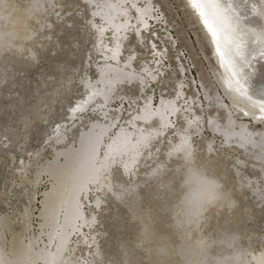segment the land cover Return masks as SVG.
Here are the masks:
<instances>
[{
    "label": "bare ground",
    "instance_id": "1",
    "mask_svg": "<svg viewBox=\"0 0 264 264\" xmlns=\"http://www.w3.org/2000/svg\"><path fill=\"white\" fill-rule=\"evenodd\" d=\"M183 1L186 2V0ZM81 2L83 3L84 0H81ZM153 2L155 8L159 7L158 2ZM52 4L53 0H27L26 6L22 9L17 7L18 10L15 11L13 2L0 0V54L9 51L11 54L19 55L25 47L29 48L31 39L36 34L37 29L43 27L42 23H38L39 25L36 26L35 30L31 27L30 19H41L42 14H45L44 9L51 7ZM13 11L15 12L13 13ZM187 13L190 19L197 23L205 39H208L210 43L211 55H213L217 66L221 70V73L218 72L215 76L219 83L217 87L223 92L230 107L219 92L217 93L216 89L209 92L210 90H207L202 82L200 83L205 104H202L201 99H199L198 90L195 94L191 91L195 90V84L197 83L193 84L191 82V74H189V82L186 79L185 72L187 69L181 62L182 60L185 62V58H183L185 50L175 55L172 53L175 51V42H177V40L175 42L172 40L170 33V30L176 32L174 18L172 17L171 21L168 19L163 21V16H165L163 11L157 12L158 19L151 21L153 34L149 36L148 32H145V35L149 36L147 45H138L137 37L134 35H130L129 40L125 43L127 49H136V54L139 56L138 68H147L157 74V79L152 81L147 94L151 96L157 92L156 103L159 105L162 95L165 99H170L174 98L176 91H180L181 95L187 97L188 100L187 114L182 112L179 117L173 116L171 124H165L159 116H147L143 109L138 115L136 105H130L125 112L122 109L125 106L118 103V107L109 104L106 110L97 111H94L97 105H92L88 111L75 114L71 111V108L75 106L69 107L70 110L67 116L70 118H67L68 121L63 122V124L59 123L54 126L51 134L53 135V143L56 145L61 144L63 147L58 150V146H51L55 156L53 161L36 172L32 181V185L37 184L43 174L51 182L50 188L43 192L42 201L40 202L42 210L38 213L40 222L37 230L39 231L35 233L36 235L33 234L28 237L19 250L14 248L6 250L0 236V264H88L85 256L92 253V251H88V248L91 245H96L97 242V236L95 235L97 231H91L97 222L94 210L103 211L102 208L105 204L103 196L113 198V201H119L125 193L127 196H131V199H129L133 202V190L141 181L138 179L137 183L133 185L130 183V187H125L124 182L119 183L113 178L114 172L119 173L118 175L121 174V178L124 175L130 176L131 174L135 176L137 174L135 173L136 169L150 166L147 170H139L138 172V174L144 176L143 181H145L153 178L151 174L154 170L156 173L157 168H165L166 162L170 160L171 162H169L172 163L173 159L177 160V162H173L174 166L171 165L173 169H175L174 167L182 168V179L179 180L182 192L174 206L172 216V228L181 237V242L174 252L179 263L264 264V246L256 252L235 247L234 236L225 234V232L223 236L226 239L220 237L218 240L224 243L222 248H231V250L217 257L208 254L210 242L205 241L204 236L198 237L199 235H196L192 237L191 241L187 240L191 237L193 231L198 229L203 219L210 217L212 213L220 214V210H225V208L230 209L235 202V199L231 197L232 195L229 196L230 191L226 189L227 186L220 179V176L224 177L225 175L223 176L221 173L217 176L206 173L208 171L207 166H205L208 161L206 158L210 160L213 156L219 155L217 153L225 155L226 151L221 150L222 148L237 151L238 155L234 158L235 163L241 166L248 164L252 168V176L244 175L242 170L237 167H234L233 174L236 178L238 177L236 180H238L239 186H243L254 196V198L252 196L255 200L254 205L257 207L263 206L264 146L259 142V138L264 135V124L258 123L255 119L244 117L241 112V109H248L256 111L258 114V108L253 109L252 105L258 104L261 95H264V59L260 58L262 46L256 36L250 33L243 35L249 28H256L260 21L258 18H253L256 20V24L243 23L240 26H236L234 22L229 24L230 29L238 27L237 31L218 30L217 40L221 52L224 53L222 60L220 55L217 54L216 43L213 42L208 29L204 27L199 17L191 9ZM209 22L213 24L214 28H220L219 21H213L210 17ZM93 38L94 52L89 55V59L91 58L93 62L92 66L95 67L97 76L91 82L98 88L104 89L107 79L117 75L120 69L123 68V63L119 67L116 66L115 62L105 65L106 73L103 74L102 78L98 66L104 64L105 58L96 51V40L95 37ZM242 40L246 42V50L251 53L247 57V61H250V63L247 61L241 62L238 57L234 56L236 45ZM153 42L156 45L155 49L152 47ZM157 43H159V46ZM137 47H144L148 52L144 50V53L138 54ZM31 51H29L30 55L33 52ZM146 53H149L150 56H147ZM124 55L126 58L128 55L127 50ZM179 56H181V60ZM171 59L176 62L173 65L174 69L169 68V64H167V62H171ZM234 60L235 63H233ZM169 70H171L172 76L168 74ZM98 81L99 84H97ZM169 82L172 84L169 85ZM217 82L213 80V84L216 83L217 85ZM181 84L183 85L182 89L180 88ZM189 84H191V87ZM229 84H231V87H229ZM217 87L215 86V88ZM129 88L130 86L124 85L115 98L116 101L120 97H124L126 104L131 95ZM86 96L87 92L81 99L86 98ZM98 99L100 103H103L102 98ZM181 102L183 103V101ZM142 105L143 101L141 100L140 106L142 107ZM205 106H207L206 118L204 117ZM103 111L110 113L107 119L104 118ZM219 111H222L224 119L218 116L220 115ZM121 117H123V124H120ZM189 117H198L199 124H189ZM218 117L223 120L219 121ZM208 119L222 125L227 124L228 120L231 119L233 123L231 133L225 134L223 130L209 128L206 124ZM70 122L71 124L68 125ZM251 124L260 127L258 129H256V126L252 128ZM76 126H78L76 141L72 142L69 140V136L73 135L72 131ZM207 130L212 135L211 137H206ZM242 132L253 134L256 142H246L241 136ZM215 137L222 140L219 146H214L216 143ZM197 138L202 141H200V144H205V154L200 158L198 157L199 160L194 163V154L200 149L198 148L196 151L195 142H197ZM218 149H220L219 152H217ZM207 153H212L213 156L211 157V154ZM198 154H203V152ZM159 155L163 156L159 157ZM195 156L197 157V155ZM225 156L229 157L230 155L227 153ZM157 157L159 160H157ZM175 172L177 173V171ZM122 174L124 175L122 176ZM157 174L161 175L158 172ZM155 180H157V177H155ZM116 186L117 188L122 186L124 191H116ZM90 198L93 199L90 200ZM254 205L253 207H255ZM86 208L88 214L85 211ZM139 214L137 213L135 216L139 217ZM246 216L248 219L252 217L248 213ZM24 218H28V214ZM147 220L149 222V219ZM145 225L147 226V224ZM145 225L142 227H146ZM28 228H30L29 223L25 221L24 231ZM143 228L141 229L143 230ZM146 229L148 230V227ZM146 229L144 228V230ZM81 251H84L83 255H79ZM169 253L167 247L162 243L154 251L155 256L161 262ZM96 254L98 255V253ZM74 258H77V260Z\"/></svg>",
    "mask_w": 264,
    "mask_h": 264
},
{
    "label": "rangeland",
    "instance_id": "2",
    "mask_svg": "<svg viewBox=\"0 0 264 264\" xmlns=\"http://www.w3.org/2000/svg\"><path fill=\"white\" fill-rule=\"evenodd\" d=\"M10 1L13 2V5L16 3L15 11L18 10L17 7L22 9L27 4V0ZM153 1L159 4V7L156 8L157 12L163 11L165 15L163 21L174 18L176 32L170 30V33L172 40L174 42L177 40V42H175V51L172 53L175 55L185 50V54H183L185 62L183 60L181 62L187 69L186 79L189 82V74H191V82L197 83L195 90L191 91L195 94L198 90L199 99L202 104H205L200 83L202 82L207 90H210L209 92L216 89L230 107L223 92L217 87L219 83L215 76L218 72L221 73V70L211 55L210 43L208 39H205L197 23L191 20L185 11L184 1ZM76 2L77 0H53L51 7L44 9L45 14H42L41 19H30L31 27L35 30L38 23H42L43 27L37 29L29 48L25 47L19 55L11 54L9 51L0 54V236L6 250L9 248L19 250L28 237L39 231L37 230L40 222L38 213L42 210L40 202L43 192L50 188L51 182L43 174L37 184L32 185V181L36 172L53 161L55 156L51 146H58V150L63 147L61 144L53 143L52 128L59 123L63 124L68 121L67 118H70L67 116L69 107L75 106V103L84 97L86 91L81 86V78L88 76L89 79L95 80L97 76L95 67L92 66L93 62L91 61L90 65L87 64L90 60L89 55L94 52V38L90 37L78 25L71 29L67 28V25L72 23V19L78 18V16L69 18L70 13L76 12L74 6ZM78 2L81 5L84 3L81 0ZM157 45L159 46V43ZM30 50L33 51H31L32 55L29 53ZM137 50L138 54L144 53V50L148 52L144 47H137ZM146 55L150 56L149 53ZM179 58L181 60V56ZM82 63L83 68L81 67ZM167 64H169V68L174 69L173 65L176 62L171 59V62H167ZM171 64L172 66H170ZM137 66H139V62H137ZM89 67L90 75L86 73ZM171 73L169 70L170 76H172ZM213 80L217 82V85L213 84ZM171 84L169 82V85ZM189 85L191 87V84ZM157 97L156 92V101ZM117 105L116 107H118ZM122 109L125 112L129 107ZM204 111H206L204 112L206 118L207 106ZM219 112L218 116L224 119L222 111ZM220 117L218 119L222 121L223 119ZM120 119H122L120 124H123V117ZM70 124L71 122L68 123V125ZM78 126L73 129V135L69 136V140L72 142L76 141ZM250 126L252 128L256 126V129L260 127L254 126V124ZM38 129H40L39 133ZM205 135L206 137L212 136L208 130ZM200 141L198 139L195 142L196 151L198 148L200 149L194 154V163L205 154V144H200L202 142ZM220 141L222 140L219 137H215L214 146H219ZM221 150L226 151L230 156L226 157V152L225 155L217 153L219 155L216 156L207 153L213 157L210 160L206 158L209 161L205 164L208 168L206 173L217 176L221 173L223 176L225 175L224 177L220 176V179L227 186L225 188L230 191L229 196L232 195L235 202L230 209L225 208L226 211L220 210V214L212 213L210 217L203 219L198 229L193 231L187 240L191 241L192 237L196 235L204 236L205 241L210 242L208 254L217 257L231 250V248H222L224 243L218 240L220 237L226 239L223 236L225 232V234L234 236L235 247L252 250V252L259 251L264 246V203L261 207L255 206L254 196L248 192L249 190L239 186L238 180H236L238 177L236 178L233 174L234 167H237L242 170L244 175L252 176V168L247 163L245 166L235 163L234 158L238 155L237 151L224 148ZM201 152L203 154H198ZM209 155L207 156L209 157ZM161 156L163 155H159V157ZM240 156L242 155L240 154ZM157 160H159L158 157ZM169 161L166 162L165 168L156 169L161 174L160 176L154 170L151 174L153 178L145 181H143L144 176L138 172L139 170L145 171L150 166L136 169L135 176L122 174L124 180L121 178V174L118 175L119 173L114 172L113 178L119 183L124 182L125 187L130 183L131 185L137 183L138 179L141 181L133 190L132 197L135 202H132L131 196H127L125 193L119 201H113V198L103 196L105 200L103 211L94 210L97 222L91 231H97L95 233L97 242L96 245H91L88 248V251H92L90 255L85 256L88 264H180L174 252L181 242V237L172 228V216L174 206L182 192V187L179 186V180L182 179V168L174 167L175 169H173V162H177V160L173 159L172 163ZM154 176L157 177V180ZM122 186L121 188L116 186L115 190L123 192ZM92 199L90 198V200ZM85 211L88 214L87 208ZM137 213H140L139 217L135 216ZM245 213L252 217L248 219ZM26 214H28V218H24ZM146 218L149 219V222ZM25 221H28L30 226L26 231H24ZM144 222L147 226L143 224ZM143 225L146 226L145 229L148 227V230H144ZM197 230L199 231L197 232ZM142 231H146L145 235ZM158 236L159 238H157ZM43 239L46 240L45 237ZM160 243L166 246L170 252L167 256L165 255L162 262L154 254ZM83 252L81 251L79 255H83ZM74 259L77 260V258Z\"/></svg>",
    "mask_w": 264,
    "mask_h": 264
},
{
    "label": "snow or ice",
    "instance_id": "3",
    "mask_svg": "<svg viewBox=\"0 0 264 264\" xmlns=\"http://www.w3.org/2000/svg\"><path fill=\"white\" fill-rule=\"evenodd\" d=\"M75 13H70L69 18L78 16L72 19V23L67 25L68 29L76 27L77 25L82 28L90 37H95L96 51H98L104 58L105 62L99 65V70L103 74L106 73L105 65H110L115 62L119 67L123 63V68L120 69L117 75L110 77L106 81L104 89L98 88L91 82L88 76L81 78V86L87 92V96L81 99L71 111L75 113H84L88 111L92 105H97V110H106L109 104L113 107L116 104L129 107L136 105V112L139 115L141 110L147 116H159L165 124H171L173 116L179 117L180 113L187 114V97L182 96L180 91H176L174 98L165 99L161 96L159 105L156 103L155 93L149 96L148 89L152 81L157 79V74L147 68H138L137 61L139 56L136 54V49H127L126 41L129 40L130 35L137 37V44L140 46L149 43V36L152 35L151 21L158 19L155 4L153 0H84L81 5L78 0L75 3ZM184 8L187 12L191 9L203 23L204 27L216 43L217 54L223 60L224 53L220 50V45L217 40L218 30H231L237 31L238 27L230 29L229 24L235 23L240 26L243 23L256 24L258 18L260 23L256 28H249L243 35L256 36L261 44L260 58L264 59V0H186ZM223 13V15H222ZM213 21L220 22V28H214L213 24L209 22V18ZM258 28V31H257ZM148 32L149 36L145 35ZM107 41V43H106ZM245 41H241L236 45L235 57H238L241 62L247 61L248 55H251L245 48ZM153 49L156 48L155 43H152ZM128 55L125 58V51ZM250 63V61H247ZM235 63V60L233 61ZM91 64V58L89 60ZM83 68V63L81 65ZM90 75V67L86 72ZM100 82L98 81L97 84ZM130 86V97L125 104L124 97H120L116 101L120 89L124 86ZM183 85H180L182 89ZM231 87V84H229ZM98 98L103 99V103L99 102ZM141 100L143 101L142 107ZM183 101V103L181 102ZM256 111L241 109L244 117L255 119L260 124H264V95H261L258 104L252 105ZM105 119L108 118L110 113L103 111ZM199 118H188V123L191 125H198ZM209 128L223 130L225 134H230L233 127L232 120L229 119L227 124H220L212 119L206 120ZM38 133L40 129L37 130ZM59 136V132H58ZM242 138L246 142L255 143L256 138L253 134L242 132ZM259 142L264 146V135L260 136Z\"/></svg>",
    "mask_w": 264,
    "mask_h": 264
}]
</instances>
